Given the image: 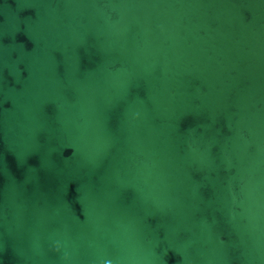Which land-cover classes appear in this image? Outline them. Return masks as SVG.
Returning a JSON list of instances; mask_svg holds the SVG:
<instances>
[{"label":"water","instance_id":"1","mask_svg":"<svg viewBox=\"0 0 264 264\" xmlns=\"http://www.w3.org/2000/svg\"><path fill=\"white\" fill-rule=\"evenodd\" d=\"M0 264H264V0H0Z\"/></svg>","mask_w":264,"mask_h":264}]
</instances>
